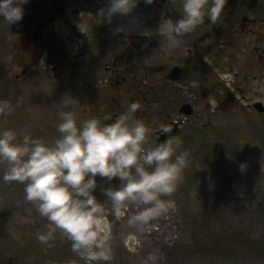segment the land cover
<instances>
[{"label":"rangeland","instance_id":"rangeland-1","mask_svg":"<svg viewBox=\"0 0 264 264\" xmlns=\"http://www.w3.org/2000/svg\"><path fill=\"white\" fill-rule=\"evenodd\" d=\"M109 2L28 0L19 23L0 17V133L50 146L61 112L74 111L78 125L93 117L106 125L139 102L134 119L150 129L145 146L153 147L161 125L183 122L176 137L188 166L173 196L162 197L176 210L137 230L127 224L137 208L116 220L106 205L113 257L107 264H264L263 133L213 100L208 72L197 63L214 45L213 23L206 15L169 49L158 28L162 17L183 18V0H137L131 14H116L111 23L101 13ZM222 49H212L214 57ZM176 66L183 73L172 80ZM72 98L75 105L61 103ZM186 103L192 114L181 113ZM6 170L0 163V264H85L58 233L50 246L37 241L48 222L25 200L24 185L3 182ZM96 179L93 195L106 203L102 189H118L120 181Z\"/></svg>","mask_w":264,"mask_h":264},{"label":"clouds","instance_id":"clouds-1","mask_svg":"<svg viewBox=\"0 0 264 264\" xmlns=\"http://www.w3.org/2000/svg\"><path fill=\"white\" fill-rule=\"evenodd\" d=\"M27 3L28 0H2L0 17L9 25L19 23ZM145 3L151 5L153 0ZM226 3L227 0H183V18L174 22L162 17L158 33L167 39L169 49L177 47L179 38L202 24L206 15L214 24ZM136 6L137 0H110L106 12L101 9V13L111 23L114 15L127 16ZM141 35L151 37L152 33ZM61 103L66 107L77 100L64 99ZM140 108L139 102H133L106 125L95 117L78 125L74 111L61 112L59 137L50 146L27 135L17 143L12 130L0 133V163L7 164L3 182L24 185L25 200L48 222L46 231L36 234L39 243L50 246L58 233L71 243L72 252L85 264H107L113 257L112 224L106 205L110 204V213L116 220L125 217L130 207L137 208L127 218L128 226L137 230H144L152 221L176 210L174 200L162 197L176 192L189 154L178 153L180 141L166 125H161L160 130L167 138L146 147L150 129L142 120L134 119ZM246 167L241 163L240 172H245ZM97 177L120 181L118 189H102L106 203L93 195Z\"/></svg>","mask_w":264,"mask_h":264},{"label":"flooded vegetation","instance_id":"flooded-vegetation-1","mask_svg":"<svg viewBox=\"0 0 264 264\" xmlns=\"http://www.w3.org/2000/svg\"><path fill=\"white\" fill-rule=\"evenodd\" d=\"M53 1L55 5L57 0ZM215 23L214 45L197 63L208 72L210 93L218 107L237 110L261 129L264 141V0H227L223 16ZM219 46L223 54L216 58L213 50ZM196 69L197 65L192 71Z\"/></svg>","mask_w":264,"mask_h":264},{"label":"water","instance_id":"water-1","mask_svg":"<svg viewBox=\"0 0 264 264\" xmlns=\"http://www.w3.org/2000/svg\"><path fill=\"white\" fill-rule=\"evenodd\" d=\"M179 74H180V69L178 67H176L172 71L170 77H171V79L176 80L179 77ZM181 112L185 113V114H190L192 112V110L190 109V106L188 104H185L182 107ZM167 126L172 128V135L176 137L178 135V133H179V130H180L179 129V123L178 122H173V123H171V124H169ZM166 138H167L166 134H161V137L158 139L157 144L160 143V142H163Z\"/></svg>","mask_w":264,"mask_h":264}]
</instances>
